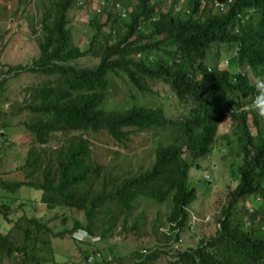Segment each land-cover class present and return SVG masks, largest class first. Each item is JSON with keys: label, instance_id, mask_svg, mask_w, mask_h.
<instances>
[{"label": "trees", "instance_id": "obj_1", "mask_svg": "<svg viewBox=\"0 0 264 264\" xmlns=\"http://www.w3.org/2000/svg\"><path fill=\"white\" fill-rule=\"evenodd\" d=\"M82 1L48 0L36 24L37 59L2 74L0 104L19 73L37 80L22 90L20 105L0 112V130L24 115L21 124L32 140L20 169L29 180L0 179L2 198L23 187L39 191L33 209L81 213L84 223L75 222L67 234L82 231L101 241L118 226L138 233L147 223L146 209H156L151 225L158 243L135 252L131 264H154L163 255L170 264H264V118L250 107L257 81H264V0H101L99 12L88 10L94 33L85 51L73 44L71 32L72 14L85 9ZM85 58L96 63L83 66ZM227 120L236 124L241 162L226 179L218 229L195 247L178 250L180 235L190 228L196 183L209 185L195 179L192 165L213 153ZM55 135L61 137L58 147L41 148ZM98 135L111 142L108 149L124 154L154 148L151 157L118 173V166L107 169L93 157L89 137ZM1 210L6 219L9 206ZM22 220L24 228L15 226L23 242L14 249L23 262H39L34 245L50 230L41 215ZM87 246L90 251L80 252L84 261L98 259L99 252Z\"/></svg>", "mask_w": 264, "mask_h": 264}, {"label": "rangeland", "instance_id": "obj_2", "mask_svg": "<svg viewBox=\"0 0 264 264\" xmlns=\"http://www.w3.org/2000/svg\"><path fill=\"white\" fill-rule=\"evenodd\" d=\"M48 0H0V79L2 74L8 72L11 68L18 66L30 67L34 60L37 59L38 53V20L42 13V6ZM132 3L135 0H128ZM82 1L83 10L76 11L72 14V38L73 44L79 47L82 51L87 49L88 43L92 34L94 33L87 26L89 20V11L93 13L101 10V0ZM92 13V14H93ZM234 53V51H231ZM232 55V54H230ZM233 57L229 58L230 64ZM80 64L83 66H90L95 64V60L89 58L81 59ZM221 63H219L220 65ZM232 70V68H230ZM252 78V76H250ZM37 80L29 73H19L18 77L10 80L7 85V92L3 96V100L7 98V102L0 104V112H8V106L11 103L21 104L23 100L22 90L32 84H36ZM156 92H166L168 88L153 89ZM24 115H19L16 119L10 122L11 127L0 130V179L3 181H27L29 180L28 171L24 172L20 169L27 164V155L32 145V140L25 133L21 124ZM250 115L248 119H250ZM225 122L217 135L216 144L213 146V153L206 156L202 160L195 162L192 165L191 174H195L196 180L203 179L208 182L196 183V195L193 204L190 208V228L185 229L180 235L179 242L175 245L178 250H185L187 248L195 247L202 239H209L214 236L218 229L216 219L219 216V211L223 205L228 192L226 179L232 173V169L236 170L240 165V152L237 148L235 133L237 132L236 124L229 120ZM4 134V135H2ZM225 136V137H224ZM91 142V149L93 157H96L98 163L105 168L110 169L118 166V173H121L120 168L128 167L132 169L139 165L144 158L151 157V149L154 145L149 144L144 150V153L124 154V151L110 150L111 142H108L105 136L98 135L89 137ZM141 137L136 141V146L140 144ZM61 137L55 135L49 143L41 147L44 150L55 149L59 146ZM9 143V146L7 145ZM5 144V145H4ZM4 145V146H3ZM225 147V151H220ZM5 150V152H4ZM117 152L118 154H116ZM148 160L145 161V166H148ZM199 167L198 170L195 168ZM197 171V172H196ZM232 182L236 179L233 177ZM3 192L0 191V208L2 204L9 206V212L6 213L9 218V225L13 229L11 237L16 242L13 246L21 247L23 235L16 228V224L25 227L26 224L22 220L23 217L27 219H36L38 215L43 217V224L50 232H42L38 236L39 242L34 245L35 253L38 256L39 262H28V264L44 263V264H105L111 262L117 264L115 261H121L122 264H131L133 262V254L135 252L142 253L143 250L155 246L158 241L157 237L152 232L151 222L154 218L155 210L150 207L146 209L147 223L141 225L138 233L129 232L123 233L118 226L110 239L101 241L100 238H92L82 231H76L73 235L67 234V231L72 229L75 222L84 223L83 215L76 211L69 210H47L38 205L33 209L30 202H38L41 193L31 188H20L17 192L2 198ZM9 200V201H8ZM13 200V201H12ZM27 202L25 207H20V202ZM10 202V203H9ZM36 205V204H35ZM162 213L165 208H159ZM34 210V211H33ZM5 212L0 211L3 215ZM3 221L0 220V225ZM64 232L62 237L58 236L60 232ZM33 231V237L35 230ZM166 231L161 229L160 232ZM7 234V233H6ZM6 234H1L0 249L2 250L7 245L3 240ZM7 238V237H6ZM49 241L48 246H42L41 241ZM8 242V241H7ZM31 244V241L29 242ZM87 245L93 246L99 252L100 257L96 260L91 259L85 262L80 252L89 250ZM9 248H12L10 245ZM91 248V250H92ZM93 253V252H92ZM12 263L16 258V264H22L23 255L17 252L12 256ZM11 258V259H12ZM114 261V262H113ZM171 258L168 256H161L154 264H170Z\"/></svg>", "mask_w": 264, "mask_h": 264}, {"label": "crops", "instance_id": "obj_3", "mask_svg": "<svg viewBox=\"0 0 264 264\" xmlns=\"http://www.w3.org/2000/svg\"><path fill=\"white\" fill-rule=\"evenodd\" d=\"M0 220L3 221V224L0 225V237H1V234H6V236H4V239L6 238L7 239V245H5V247L1 250L2 251V254L0 255V264H13L12 263V256H13V252L14 254L17 253L16 249L14 248H18V247H15L13 246L14 243L16 242L15 240H13L14 238L11 237V233L13 231V229H11L12 227L9 225V218H4L3 215L0 214ZM18 230L19 228L16 227ZM20 231V230H19ZM23 242V241H22ZM10 245L12 246V248H9ZM35 253V251H34ZM12 258V259H11ZM23 260V259H22ZM14 264H16V258H14ZM28 262H36L35 259H30V260H27ZM27 261L25 262H22V264H28ZM37 264V263H36Z\"/></svg>", "mask_w": 264, "mask_h": 264}, {"label": "clouds", "instance_id": "obj_4", "mask_svg": "<svg viewBox=\"0 0 264 264\" xmlns=\"http://www.w3.org/2000/svg\"><path fill=\"white\" fill-rule=\"evenodd\" d=\"M224 64H226V62ZM221 65H223V64H220V66ZM256 87L258 90L257 95L253 98L252 104L250 105V107L253 108V110L257 113V115L259 117L264 118V81L258 80ZM245 111H246V109H245ZM225 122H228V121H225ZM198 161H200V160H198ZM93 254H94V252H93Z\"/></svg>", "mask_w": 264, "mask_h": 264}, {"label": "built area", "instance_id": "obj_5", "mask_svg": "<svg viewBox=\"0 0 264 264\" xmlns=\"http://www.w3.org/2000/svg\"><path fill=\"white\" fill-rule=\"evenodd\" d=\"M102 5H103V1L101 2V7H102ZM91 259H92V258H90L89 261H90Z\"/></svg>", "mask_w": 264, "mask_h": 264}]
</instances>
